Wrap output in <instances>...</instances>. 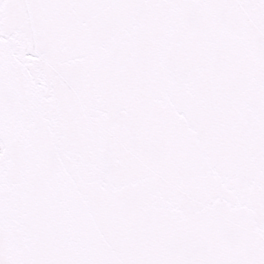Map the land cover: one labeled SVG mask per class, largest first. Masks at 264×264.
<instances>
[{"label":"snow or ice","instance_id":"snow-or-ice-1","mask_svg":"<svg viewBox=\"0 0 264 264\" xmlns=\"http://www.w3.org/2000/svg\"><path fill=\"white\" fill-rule=\"evenodd\" d=\"M0 264H264V0H0Z\"/></svg>","mask_w":264,"mask_h":264}]
</instances>
